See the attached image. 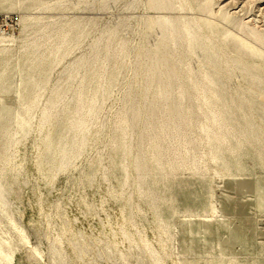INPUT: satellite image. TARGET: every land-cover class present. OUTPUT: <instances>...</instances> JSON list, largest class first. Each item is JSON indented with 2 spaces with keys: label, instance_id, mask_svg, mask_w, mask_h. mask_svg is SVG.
I'll return each mask as SVG.
<instances>
[{
  "label": "rangeland",
  "instance_id": "rangeland-1",
  "mask_svg": "<svg viewBox=\"0 0 264 264\" xmlns=\"http://www.w3.org/2000/svg\"><path fill=\"white\" fill-rule=\"evenodd\" d=\"M128 1L0 0L18 18L0 29L15 39L0 45V264H264V0ZM158 12L192 21L180 65L198 113L177 133L152 124L130 186L126 66ZM104 24L126 48L72 67ZM240 102L252 128L232 120Z\"/></svg>",
  "mask_w": 264,
  "mask_h": 264
},
{
  "label": "bare ground",
  "instance_id": "bare-ground-1",
  "mask_svg": "<svg viewBox=\"0 0 264 264\" xmlns=\"http://www.w3.org/2000/svg\"><path fill=\"white\" fill-rule=\"evenodd\" d=\"M134 1L135 0H129L127 4L129 6H132L134 4ZM171 2L172 0H146V5L149 7V9H158L160 12V9L163 10V8L171 6ZM165 10L166 9H164V11ZM154 11L156 12V10ZM159 12L154 14H144L143 16L140 15V27L139 29L137 28L138 39L136 43L132 45L133 56L131 55V53L130 57L132 56V58L129 64H127L126 66L129 68H126V70H129L130 74H128V89L125 95L128 104L124 110V117L127 122L126 128H128V141L129 143H131L129 151L130 161H128L131 171L127 173L126 184H129L130 186H136L138 183L143 153L142 138L147 137L151 134L152 124H161V128L168 129L171 133H177L181 130V128H184L188 121V118H191V116H194L196 115V113H198L191 109V107L193 106L191 86H196L198 84H193L186 81L187 79L185 78V74L180 65L181 58L185 55V53L188 52L186 49L180 48L184 45V37L187 36V34H189L192 30L190 26L186 24L190 25L192 21L188 23L186 20H181V16L162 14ZM40 17L35 16L31 18L30 23H32V25H40V23L42 22ZM30 23L22 21V28L28 27ZM53 24L55 23H49V25ZM70 24L73 23H68L67 26H70ZM52 29L54 30V28ZM99 29V35L94 40L93 49H90L85 54V58H82L84 56H81L77 61L73 62L72 67L78 66L79 62L83 59L87 61L91 58L94 60H96L97 58H101L103 61L107 62L109 59L117 57L122 52V50L126 48L125 44L121 42L119 50L117 52H114L112 50L111 40H113L112 37L114 36L116 31L111 25L104 24V26L102 25V28ZM154 30H158L159 34L156 40L154 42H151L150 37L152 34H154ZM35 38L36 36H33L31 40L32 43H34ZM14 40L15 39L13 38V36L0 35V45L6 42H13ZM196 45L197 44H195V46ZM235 66H238V64H235ZM218 74V71H213L214 76H217ZM122 76L124 75L122 74ZM212 79L213 78L211 76L208 77V80L211 81ZM203 92H205V85H203ZM179 99L182 100V103L179 102ZM249 110L250 108L248 110H245V105L243 104V102H240L239 105L235 107V110L231 113V115L234 116L232 120L239 119L240 123H245L252 128V125H250V123H252L251 121L253 120L249 115L251 114L248 112ZM255 113L258 114L261 119H264L263 113H261L260 111H256ZM221 120L222 119H220V121ZM82 126L83 120L82 118H80L76 122L77 131L82 130ZM97 132H99L98 129L92 131V135L96 136ZM252 132H254L253 129ZM258 137L261 138L262 134H260ZM40 140L44 141V137Z\"/></svg>",
  "mask_w": 264,
  "mask_h": 264
},
{
  "label": "built area",
  "instance_id": "built-area-1",
  "mask_svg": "<svg viewBox=\"0 0 264 264\" xmlns=\"http://www.w3.org/2000/svg\"><path fill=\"white\" fill-rule=\"evenodd\" d=\"M18 18L16 16H8V15H1L0 14V29L3 25L8 23H17Z\"/></svg>",
  "mask_w": 264,
  "mask_h": 264
}]
</instances>
